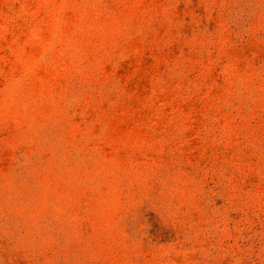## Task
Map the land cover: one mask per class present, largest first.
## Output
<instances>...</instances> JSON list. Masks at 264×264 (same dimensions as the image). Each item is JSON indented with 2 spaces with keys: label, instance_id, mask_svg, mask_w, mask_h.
Instances as JSON below:
<instances>
[{
  "label": "rangeland",
  "instance_id": "obj_1",
  "mask_svg": "<svg viewBox=\"0 0 264 264\" xmlns=\"http://www.w3.org/2000/svg\"><path fill=\"white\" fill-rule=\"evenodd\" d=\"M0 264H264V0H0Z\"/></svg>",
  "mask_w": 264,
  "mask_h": 264
}]
</instances>
